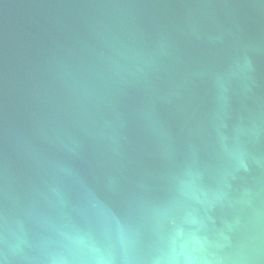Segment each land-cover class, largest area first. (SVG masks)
I'll return each mask as SVG.
<instances>
[{
    "label": "water",
    "instance_id": "obj_1",
    "mask_svg": "<svg viewBox=\"0 0 264 264\" xmlns=\"http://www.w3.org/2000/svg\"><path fill=\"white\" fill-rule=\"evenodd\" d=\"M0 264H264V0H0Z\"/></svg>",
    "mask_w": 264,
    "mask_h": 264
}]
</instances>
